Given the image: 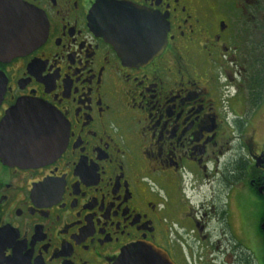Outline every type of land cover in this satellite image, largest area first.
Instances as JSON below:
<instances>
[{"label": "flooded vegetation", "instance_id": "1", "mask_svg": "<svg viewBox=\"0 0 264 264\" xmlns=\"http://www.w3.org/2000/svg\"><path fill=\"white\" fill-rule=\"evenodd\" d=\"M103 1L143 11L135 43L93 29ZM22 2L44 39L0 55V126L38 101L67 141L36 166L0 150V264H115L140 243L255 264L237 235L250 193L264 202V0Z\"/></svg>", "mask_w": 264, "mask_h": 264}, {"label": "water", "instance_id": "2", "mask_svg": "<svg viewBox=\"0 0 264 264\" xmlns=\"http://www.w3.org/2000/svg\"><path fill=\"white\" fill-rule=\"evenodd\" d=\"M7 9H0V55L12 58L29 53L44 39L39 15L22 0H6ZM98 34L122 48L126 41L135 43L134 31L137 18L143 11L132 3L103 1L97 7ZM29 25V26H28ZM40 26V28H39ZM162 43H151L145 58L140 62H150L160 53ZM53 112V111H52ZM51 110L38 101L23 100L14 106L0 126V150L14 165L36 166L48 163L55 153L66 145L63 132L56 129ZM115 264H174L169 255L153 244L140 243L124 251Z\"/></svg>", "mask_w": 264, "mask_h": 264}, {"label": "rangeland", "instance_id": "3", "mask_svg": "<svg viewBox=\"0 0 264 264\" xmlns=\"http://www.w3.org/2000/svg\"><path fill=\"white\" fill-rule=\"evenodd\" d=\"M250 196V200L239 213L237 236L244 254L250 255L255 264H264V238L260 228L264 216V202L253 193Z\"/></svg>", "mask_w": 264, "mask_h": 264}]
</instances>
